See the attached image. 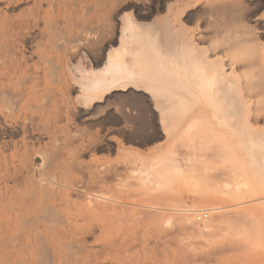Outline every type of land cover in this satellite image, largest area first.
Wrapping results in <instances>:
<instances>
[{
    "label": "bare ground",
    "instance_id": "1",
    "mask_svg": "<svg viewBox=\"0 0 264 264\" xmlns=\"http://www.w3.org/2000/svg\"><path fill=\"white\" fill-rule=\"evenodd\" d=\"M244 2L201 0L197 10L191 0H0V264H140L118 257L117 232L60 225L47 182L33 183L26 168L30 140L47 136L77 87L90 101L116 90L154 96L165 120L202 125L186 148H264V23ZM131 4L155 17L132 19ZM82 51L92 68L74 70L76 86L68 64Z\"/></svg>",
    "mask_w": 264,
    "mask_h": 264
},
{
    "label": "rangeland",
    "instance_id": "2",
    "mask_svg": "<svg viewBox=\"0 0 264 264\" xmlns=\"http://www.w3.org/2000/svg\"><path fill=\"white\" fill-rule=\"evenodd\" d=\"M191 1L200 10L201 0ZM244 1L264 23V0ZM125 12L141 23L155 17L142 5L131 4ZM68 65L70 73L76 72L71 80L80 86L74 70L90 72L88 54L82 51ZM80 89L60 101L55 130L46 131L40 143L31 138L28 147L26 168L32 182L45 181V190L53 191L45 195L55 199L60 225L117 232L122 245L118 257L140 264H264L263 147L215 148L208 141L186 148L202 125L192 124L190 131L183 128L187 116L176 124L165 120L154 96L116 90L90 101L81 97ZM256 105L252 108L260 107ZM259 129L264 133L263 118ZM35 146L42 150H33ZM28 162H33V171ZM178 165L181 175L175 171ZM201 214L208 215L202 224L196 222Z\"/></svg>",
    "mask_w": 264,
    "mask_h": 264
},
{
    "label": "built area",
    "instance_id": "3",
    "mask_svg": "<svg viewBox=\"0 0 264 264\" xmlns=\"http://www.w3.org/2000/svg\"><path fill=\"white\" fill-rule=\"evenodd\" d=\"M208 217V215L207 214H201V215H198L197 217H196V222L197 223H203V221L206 219Z\"/></svg>",
    "mask_w": 264,
    "mask_h": 264
}]
</instances>
